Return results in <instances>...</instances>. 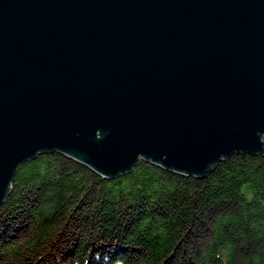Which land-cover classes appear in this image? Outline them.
<instances>
[{"label": "water", "instance_id": "95a60500", "mask_svg": "<svg viewBox=\"0 0 264 264\" xmlns=\"http://www.w3.org/2000/svg\"><path fill=\"white\" fill-rule=\"evenodd\" d=\"M263 139L264 0H0V205L36 154L208 181Z\"/></svg>", "mask_w": 264, "mask_h": 264}, {"label": "trees", "instance_id": "16d2710c", "mask_svg": "<svg viewBox=\"0 0 264 264\" xmlns=\"http://www.w3.org/2000/svg\"><path fill=\"white\" fill-rule=\"evenodd\" d=\"M217 165L208 181L158 164L104 180L36 154L0 205V264H264V153Z\"/></svg>", "mask_w": 264, "mask_h": 264}, {"label": "rangeland", "instance_id": "374dc122", "mask_svg": "<svg viewBox=\"0 0 264 264\" xmlns=\"http://www.w3.org/2000/svg\"><path fill=\"white\" fill-rule=\"evenodd\" d=\"M158 165H161V164H158Z\"/></svg>", "mask_w": 264, "mask_h": 264}]
</instances>
